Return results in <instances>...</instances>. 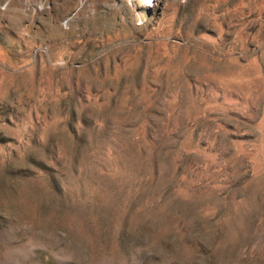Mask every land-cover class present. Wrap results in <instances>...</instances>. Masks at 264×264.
I'll return each mask as SVG.
<instances>
[{"label": "rangeland", "instance_id": "obj_1", "mask_svg": "<svg viewBox=\"0 0 264 264\" xmlns=\"http://www.w3.org/2000/svg\"><path fill=\"white\" fill-rule=\"evenodd\" d=\"M0 0V264H264V0Z\"/></svg>", "mask_w": 264, "mask_h": 264}]
</instances>
